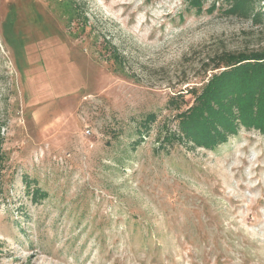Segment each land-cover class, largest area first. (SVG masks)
<instances>
[{"label": "rangeland", "instance_id": "1", "mask_svg": "<svg viewBox=\"0 0 264 264\" xmlns=\"http://www.w3.org/2000/svg\"><path fill=\"white\" fill-rule=\"evenodd\" d=\"M213 1L0 0V264H264V133L161 145L264 48V0Z\"/></svg>", "mask_w": 264, "mask_h": 264}, {"label": "trees", "instance_id": "2", "mask_svg": "<svg viewBox=\"0 0 264 264\" xmlns=\"http://www.w3.org/2000/svg\"><path fill=\"white\" fill-rule=\"evenodd\" d=\"M207 1L189 0V4L202 12ZM225 1L229 13L251 15L254 0ZM217 2L214 0L207 10L213 11ZM220 67L223 69L213 72L199 90L191 88L194 103L177 114L183 137L175 131L167 132L161 144L163 147L173 145L175 139L187 138L197 146L215 149L236 136L241 127L264 133V48L224 53L215 69ZM154 118L153 114L148 115L144 124H150ZM43 196L46 193L39 188H34L31 193L34 201Z\"/></svg>", "mask_w": 264, "mask_h": 264}]
</instances>
